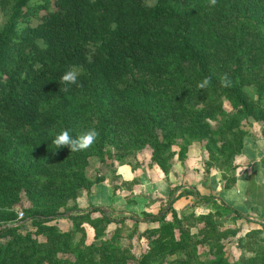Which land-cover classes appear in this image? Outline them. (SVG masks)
<instances>
[{"label":"trees","instance_id":"obj_1","mask_svg":"<svg viewBox=\"0 0 264 264\" xmlns=\"http://www.w3.org/2000/svg\"><path fill=\"white\" fill-rule=\"evenodd\" d=\"M0 5L9 11L0 28V264H264V224L238 238L240 254L228 260L238 230L223 229L220 219L243 216L224 202L213 212L183 215L173 208L179 194L143 221L76 209L112 160L140 150L168 174L175 156L183 162L191 144L202 145L205 165L220 172L223 188L235 184L243 123L264 125V0ZM72 67L82 86L62 92L60 78ZM225 74L227 87L220 82ZM205 77L210 85L198 89ZM88 129L99 136L87 150L71 153L52 143L62 130L77 137ZM90 157L100 165L93 181L85 172ZM65 216L71 229L62 232L51 223ZM25 220L29 229L21 233L17 224ZM125 220L135 224L128 240L137 224H156L138 233L146 244L138 257L121 247L118 228L94 243L106 226ZM84 225L93 230L90 243Z\"/></svg>","mask_w":264,"mask_h":264},{"label":"rangeland","instance_id":"obj_2","mask_svg":"<svg viewBox=\"0 0 264 264\" xmlns=\"http://www.w3.org/2000/svg\"><path fill=\"white\" fill-rule=\"evenodd\" d=\"M8 13V9L3 10L0 5V28L4 25L8 17ZM247 90L250 93V96L255 98L254 90L252 88H247ZM243 130L246 132L245 137L251 138L252 136H258L260 138L263 136L262 131L264 130V125L262 123L249 120L243 123ZM173 149L175 152H177L176 147H173ZM190 153L192 155H200V157L202 156V161L201 159L198 160V163L195 161L190 165V167L187 166L184 170L179 167V171H177L181 174L179 180L177 179V176L172 173L173 166H178V160L176 156L171 163V169L168 174H165L156 165L149 164V155L146 151H136L134 157L130 159H121L119 161L112 160V163H110L111 165L106 167L105 171L103 172L104 179L102 181L103 183L101 182L102 186L98 187V185H101V183H97L91 187V192L89 194L82 192L76 205L78 213L80 211H89L94 208L90 203V195L96 186L99 189H97V194L100 190L103 193H106L107 190H109L110 196L107 198L108 203L105 206L107 209L101 210L105 215H108L114 221H119L127 216L139 220L146 218V216L149 215H158L173 200H175V197L179 194H182L181 198H184L185 200L183 202H187L188 205L185 207L184 211H181V209H179V211L176 210L178 214L186 215L193 212L194 214L199 215L203 212H213L215 210L214 208L220 207L223 201L220 199L219 192L215 190L208 192L204 188V184L207 183V180L212 176L211 169L205 165L208 156L206 151L203 149V146L197 145L195 143L188 147L187 157L190 155ZM99 167L100 165L96 157H90L88 159V165L85 169V172L89 180H94L96 174L99 172ZM184 167L185 166H183V168ZM215 176H217V174H215ZM159 178L160 181L156 182ZM161 183L165 187L167 186L169 189H166L167 194L164 195L165 198H162L159 195V190L164 189L163 187L158 188ZM171 184L174 185V187H170ZM184 191H192V193L183 194ZM206 199L209 201H206ZM227 200L234 202L232 196H229ZM125 207L130 208L125 209ZM125 210H131V213L124 212ZM152 212L154 214H151ZM70 214L75 215L77 212H69L66 214V216ZM225 214L226 213H223L222 218L220 219V222L222 223L221 227L223 229L235 227L238 230L237 236L233 238L232 243L227 246V250H231V252L228 251V260L232 262L240 254L239 248L236 247L237 239L243 238L246 232H243L237 227L236 224L233 225L230 220L226 221L227 218L225 219V216L227 215ZM99 215V213H95L93 217L98 218ZM66 216L65 218H58L51 224L56 226L60 231L67 232L71 229V223L68 219H66ZM233 217L236 218L235 216ZM17 225L19 226L18 230L21 233H24L29 229L28 220H25L22 223L19 221V224ZM134 225L135 224H132L130 221L126 220L120 224H117V222L110 224L106 226L107 229L105 236L100 240L94 241V243L99 244L101 240L108 241L110 235L115 231L116 228H118L123 237L121 247H131V254L138 257L142 252L145 251L146 244L145 241H143L141 238L139 239L137 235L138 233L143 232L147 227H150V225L137 224V227L135 228L137 231L136 235L133 233L132 238L128 240V235L133 232ZM151 225V227L156 226L155 223H151ZM84 229L86 230V242H92L93 230L87 225H84ZM190 232L194 233L195 230L191 229ZM77 239H79V235H77ZM207 251L208 250L205 248H200L199 254L205 252V256H207Z\"/></svg>","mask_w":264,"mask_h":264},{"label":"crops","instance_id":"obj_3","mask_svg":"<svg viewBox=\"0 0 264 264\" xmlns=\"http://www.w3.org/2000/svg\"><path fill=\"white\" fill-rule=\"evenodd\" d=\"M200 159L202 161V156L200 157V155L196 156L190 153L183 162H177V167L175 165L173 166L172 173L176 175L179 180L181 174L177 172L179 171L178 168L181 167V169L184 170L187 166L190 167L193 162L197 161L198 163ZM233 164L236 169L234 173L235 184L231 188H223L224 182L220 181V172L217 169H211L212 176L207 180V183L204 184V188L208 192L212 190L219 192L220 199L225 202L227 206L236 210L243 216V219H238L234 218L232 214L226 213V221L230 220L233 225L236 224L243 232L258 229L260 228L258 224H264V136L260 138L258 136H252L251 138L246 137L241 154L234 160ZM183 166L185 167L183 168ZM215 174H217L218 177L215 176ZM159 181L160 178L157 179L156 182ZM102 183L101 185L99 184L98 187L102 186ZM98 187L96 186L95 189H93L90 195L91 201H89L94 208L106 210L107 208H105V206L108 203L107 198H109L110 192L107 190L106 193H103L100 190L99 193H101L97 194ZM162 187L165 190H159V195L165 198L164 195L167 194L166 189L168 188L161 183L158 188ZM170 187H174V185L171 184ZM229 196H232L234 202L227 200ZM183 201L185 200L181 197L176 200L173 204L174 209L177 211H179V209L184 211L188 203H184ZM129 208L130 207H125V209ZM124 212L131 213V210H125ZM151 214L154 213L152 212ZM139 221H143V219H139ZM149 225L150 227L152 226L151 223H149L148 226Z\"/></svg>","mask_w":264,"mask_h":264},{"label":"clouds","instance_id":"obj_4","mask_svg":"<svg viewBox=\"0 0 264 264\" xmlns=\"http://www.w3.org/2000/svg\"><path fill=\"white\" fill-rule=\"evenodd\" d=\"M217 3V0H210V4L214 6ZM80 71L76 67H72L67 70L60 78V83L64 85L63 89H60L62 92L69 91L70 85H75L77 87L82 86L79 81ZM211 82L210 77H205L201 82H198V89H206ZM221 86L227 87L230 85V80L227 74L221 77ZM99 136L98 131L95 129H88L84 133L80 134L77 137L70 135L68 130H62L58 133L53 139L52 143L55 145L56 149L67 147L70 149V152H80L87 150Z\"/></svg>","mask_w":264,"mask_h":264},{"label":"built area","instance_id":"obj_5","mask_svg":"<svg viewBox=\"0 0 264 264\" xmlns=\"http://www.w3.org/2000/svg\"><path fill=\"white\" fill-rule=\"evenodd\" d=\"M23 218V213L22 212H18V220H21Z\"/></svg>","mask_w":264,"mask_h":264}]
</instances>
